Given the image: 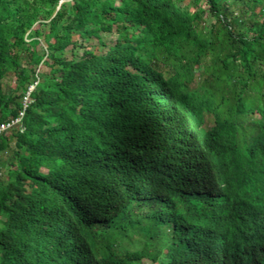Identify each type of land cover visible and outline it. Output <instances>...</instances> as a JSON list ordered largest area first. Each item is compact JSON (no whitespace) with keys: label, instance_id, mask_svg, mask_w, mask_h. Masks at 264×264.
I'll use <instances>...</instances> for the list:
<instances>
[{"label":"trees","instance_id":"trees-1","mask_svg":"<svg viewBox=\"0 0 264 264\" xmlns=\"http://www.w3.org/2000/svg\"><path fill=\"white\" fill-rule=\"evenodd\" d=\"M183 115L215 122L243 184L237 142L264 148V0H0V125L19 119L0 134V264H264V229L170 195Z\"/></svg>","mask_w":264,"mask_h":264},{"label":"clouds","instance_id":"clouds-1","mask_svg":"<svg viewBox=\"0 0 264 264\" xmlns=\"http://www.w3.org/2000/svg\"><path fill=\"white\" fill-rule=\"evenodd\" d=\"M214 126L212 120L194 122L183 115L181 128L176 125L172 130L175 134L173 138L176 140L179 137L186 145V152L181 156V174L170 175V185L176 191L170 195L185 197L192 208H196L198 203L201 207L206 204L210 217L216 221L214 228L228 223L242 229L239 231L242 234L249 231L255 234L264 229V148L258 147L252 136L244 142H237L240 153L234 151V155L244 167L240 168L243 184H236L224 172L229 161L215 152L218 133ZM176 205L183 207L179 202ZM224 248L228 247L222 246L219 250Z\"/></svg>","mask_w":264,"mask_h":264},{"label":"rangeland","instance_id":"rangeland-1","mask_svg":"<svg viewBox=\"0 0 264 264\" xmlns=\"http://www.w3.org/2000/svg\"><path fill=\"white\" fill-rule=\"evenodd\" d=\"M63 4H66L64 2H62ZM205 18L210 19L208 14H206ZM211 20V19H210ZM116 36L115 35H110L108 36L105 40L107 43H110L111 40L115 39ZM44 71V70H43ZM45 71H48V69H45ZM5 86H11V87H15V78L13 76H8L5 80ZM3 157H6V154L2 155ZM1 156V157H2ZM161 241V240H160ZM163 243V241H161ZM139 264H153L147 260H142Z\"/></svg>","mask_w":264,"mask_h":264},{"label":"built area","instance_id":"built-area-1","mask_svg":"<svg viewBox=\"0 0 264 264\" xmlns=\"http://www.w3.org/2000/svg\"><path fill=\"white\" fill-rule=\"evenodd\" d=\"M24 103H25V105H27V103H29L28 96H27V98L24 99ZM23 115H24V113L21 114V116H23ZM18 122H19V119L14 121V122H12V123H10V124H2V125H0V134L4 133V132H7L9 129L12 128V126L17 124Z\"/></svg>","mask_w":264,"mask_h":264}]
</instances>
